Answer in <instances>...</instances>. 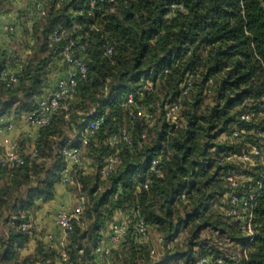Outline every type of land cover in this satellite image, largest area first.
<instances>
[{
  "label": "trees",
  "instance_id": "1",
  "mask_svg": "<svg viewBox=\"0 0 264 264\" xmlns=\"http://www.w3.org/2000/svg\"><path fill=\"white\" fill-rule=\"evenodd\" d=\"M38 1L0 0V15L16 28L0 33V118L12 114L15 120L36 110L65 76L62 50L70 37H79L70 55L81 59L85 72L76 76L66 109L53 112L29 145L19 142L24 164L0 167V264H105L94 250L107 242L109 225L120 221L127 232L109 264L143 258L152 263L148 230L168 248L153 264H187L202 256L223 264L238 256L243 264H264L262 0H96L91 16L78 14L86 0H51L41 17ZM62 30L72 35L49 45ZM4 70L17 73L16 86H5ZM90 118L100 124L80 148L84 167L71 170L64 184L73 195L72 209L80 208L78 220L65 242L55 230L50 243L36 239L34 252L20 257L35 233L31 224L23 230L20 223H30L32 213L54 199L65 170L63 150L79 146ZM122 132L129 142L111 144ZM31 144L33 158L27 153ZM239 152L251 159L246 169L225 160ZM109 157L117 164L104 176ZM231 173L245 175L237 189L226 180ZM249 193L255 194L250 240L241 229L245 214L230 203L231 195ZM116 213L122 218L114 219ZM139 220L146 237L134 229ZM203 233L240 250L225 255ZM180 237L183 251L176 249Z\"/></svg>",
  "mask_w": 264,
  "mask_h": 264
},
{
  "label": "built area",
  "instance_id": "2",
  "mask_svg": "<svg viewBox=\"0 0 264 264\" xmlns=\"http://www.w3.org/2000/svg\"><path fill=\"white\" fill-rule=\"evenodd\" d=\"M51 0H39L36 5V12L39 17L43 16L45 13V4ZM62 1V0H59ZM87 8L81 9L78 11L79 15L87 14L91 16L92 10L95 7L96 0H86ZM103 1V0H98ZM109 2L113 0H107ZM261 5L264 8V0L261 1ZM76 29L80 27L75 26ZM15 27L6 22L5 15H0V33H13L15 32ZM72 32L55 31L50 39V44L57 43L61 38L71 36ZM79 37H70L68 39V43L63 47L62 55L67 62V69L65 76L60 79L53 90L48 91L42 99L39 101L36 110L28 114H22L20 117L24 118V120L34 128L38 129L43 126H46L50 122V116L53 112L57 111L60 108L66 109L64 101L71 98L76 92L77 86V75H84L85 69L81 63L80 58H74L70 55V50L75 47L77 40ZM79 49L82 51L84 49L83 45H80ZM112 48H109L106 51L107 55L111 54ZM22 65L19 64L17 67V71H20ZM1 78L4 81L6 87H14L18 83V75L16 72H12L9 70H4L1 73ZM133 98L129 94L127 96V103H132ZM137 110H139L138 115L142 112L141 107L137 106ZM176 106L170 108V112L174 113ZM242 120H247L248 115H241ZM100 124V119L98 118H90L85 121L84 126L81 128L79 132L80 140L78 147H71L63 150L64 162H65V170L61 175V183L66 184L69 181L70 171L73 169L81 170L84 167V161L80 154V148L84 147L88 138L96 132ZM13 127V115L10 114L6 117L0 118V132L2 130H11ZM237 132H233V136H237ZM118 141H128V137L126 133L122 132L117 137H112L110 139V143L114 144ZM30 157H35L36 152L34 149V145L31 144L27 151ZM257 153V152H256ZM225 160L228 162H236L243 164V169H246V163L250 162L251 159L248 154L244 152L229 154L225 157ZM24 164V152L22 151L19 142L13 141L11 142L0 154V167L11 170L15 167L21 166ZM117 161L113 157H109L106 160V165L102 170V174L105 176L108 172L113 170ZM154 163H152L153 166ZM245 175L243 174H235L231 173L226 177L227 182L229 183L231 188L237 189L240 183V180H244ZM258 184V182H257ZM146 187V185H145ZM255 199L254 193H249L248 198H237L234 195L230 196V203L234 206V211H238L242 214H245V219L242 221L241 229L244 232L247 239H251L253 237V231L251 228V208L252 202ZM20 218H24L23 212H18ZM80 214V208H76L73 210H67L63 206L55 213L54 216V225L57 230V240L60 243L66 241V238L69 232L72 229V223L75 220H78ZM15 216L10 217V222L13 221ZM30 226V223L22 222L20 223V227L25 230ZM134 229L137 234L142 237H146V231L144 228V224L142 220L134 226ZM108 239L105 244L99 245L95 248L94 252L98 254L105 262V264H109V258L112 250L117 249L121 240L127 232V224L125 221L114 222L111 223L108 227ZM50 243V242H49ZM160 243L162 244V239L160 238ZM51 245V244H50ZM154 252L153 249L150 251V257L153 258ZM165 256H162L160 260H163ZM243 258H246L244 255ZM67 257L64 253H62L61 261L65 262ZM187 264H223L220 258H212L211 256H202L196 258L195 260H191ZM229 264H243L241 261V256L232 257Z\"/></svg>",
  "mask_w": 264,
  "mask_h": 264
},
{
  "label": "crops",
  "instance_id": "3",
  "mask_svg": "<svg viewBox=\"0 0 264 264\" xmlns=\"http://www.w3.org/2000/svg\"><path fill=\"white\" fill-rule=\"evenodd\" d=\"M36 132L37 129L29 125L24 118H16L13 120V127L11 130L4 129L0 132V154L3 149L13 141H24V146H27V144L29 145V143L35 139ZM24 146L21 148L23 152H26L25 148H23ZM72 199V194L68 192L64 184L60 183L55 186L54 199L41 204L30 217V224L34 223L33 225H35V233L27 247L20 251V257H25L34 252L36 239L43 240L44 242H49L54 239V233L56 230L54 225V215L62 206L65 209L70 210ZM121 218L122 214L120 213L114 215V219Z\"/></svg>",
  "mask_w": 264,
  "mask_h": 264
},
{
  "label": "rangeland",
  "instance_id": "4",
  "mask_svg": "<svg viewBox=\"0 0 264 264\" xmlns=\"http://www.w3.org/2000/svg\"><path fill=\"white\" fill-rule=\"evenodd\" d=\"M12 46L16 50L19 49L18 44H13ZM239 143L243 144V143H247V141L245 139H241V140H239ZM65 188L67 189L66 186H65ZM74 206H75V202H74V199H72V205H71L70 211L73 210L72 208ZM31 224H32L31 226L33 228H35V225H33L34 223H31ZM148 232H149L148 233V240L150 241L153 252H154L153 258H151L152 263H149L148 261L145 260V258H143V259H137L135 264H153L155 262H158L162 258V256L166 255L165 252H166V249H168V248H166V247L164 248L163 244L160 243V236L152 230H148ZM202 237L204 239H206L209 242V244H213V243L217 242L220 250H222V252L225 255L235 254L240 250L239 246H237L233 243H230L228 240L217 238V235H215V234L214 235H211V234L206 235L203 233ZM178 242H179V244H177L176 249H178L180 251L185 250L186 248L183 247V245H182L183 237H180ZM171 264H173V263H171Z\"/></svg>",
  "mask_w": 264,
  "mask_h": 264
}]
</instances>
